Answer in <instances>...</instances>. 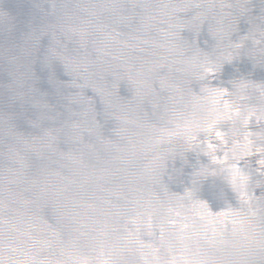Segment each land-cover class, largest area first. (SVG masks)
I'll return each mask as SVG.
<instances>
[{
    "label": "water",
    "instance_id": "95a60500",
    "mask_svg": "<svg viewBox=\"0 0 264 264\" xmlns=\"http://www.w3.org/2000/svg\"><path fill=\"white\" fill-rule=\"evenodd\" d=\"M0 264H264V0H0Z\"/></svg>",
    "mask_w": 264,
    "mask_h": 264
}]
</instances>
